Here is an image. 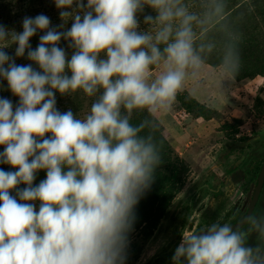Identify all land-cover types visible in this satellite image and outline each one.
<instances>
[{
	"label": "clouds",
	"instance_id": "obj_1",
	"mask_svg": "<svg viewBox=\"0 0 264 264\" xmlns=\"http://www.w3.org/2000/svg\"><path fill=\"white\" fill-rule=\"evenodd\" d=\"M52 3L56 25L44 13L23 17L20 32L0 24V92L16 98L0 96V165L12 169L0 167V264H127L137 206L162 163L155 117L203 66L206 17L185 0ZM239 63L233 52L225 71ZM57 95H82L88 111H61ZM134 113L147 115L134 123ZM171 260L264 264V213L182 232Z\"/></svg>",
	"mask_w": 264,
	"mask_h": 264
},
{
	"label": "rangeland",
	"instance_id": "obj_2",
	"mask_svg": "<svg viewBox=\"0 0 264 264\" xmlns=\"http://www.w3.org/2000/svg\"><path fill=\"white\" fill-rule=\"evenodd\" d=\"M244 2L246 9L192 10L205 14L202 29L210 26L202 37L209 34L205 45L213 50L215 58L211 61L217 66H208L219 70L230 83L247 81L252 87L245 94L239 89L234 96L240 103L234 108L239 109L238 119L197 102L185 91L178 95L173 115L169 112L155 117L168 132L166 138L162 131L164 139L189 167V173L183 189L152 234H146L144 225L134 229L127 264H172L182 232L197 231L213 222L233 223L247 211L264 159V74L254 70L264 65V0ZM233 52L240 60L234 75L225 71ZM192 100L202 110L192 108ZM60 103L65 104L64 100ZM202 113L210 119L198 118ZM185 150L189 152L183 153ZM0 166L5 171L12 170ZM45 175L39 172L36 183ZM253 212L264 213V187ZM257 242L256 235H251L249 243L254 246Z\"/></svg>",
	"mask_w": 264,
	"mask_h": 264
},
{
	"label": "trees",
	"instance_id": "obj_3",
	"mask_svg": "<svg viewBox=\"0 0 264 264\" xmlns=\"http://www.w3.org/2000/svg\"><path fill=\"white\" fill-rule=\"evenodd\" d=\"M185 3L189 6L190 11L193 9H246L244 0H185ZM238 6V7H237ZM237 7V8H236ZM44 13L51 18L52 24H58V12L52 3V0H0V24L4 25L8 29H14L17 32L22 31V19L25 16L34 17L37 14ZM145 14H153L149 9H145ZM143 17L141 16V20ZM70 23L68 26L70 27ZM210 27V26H209ZM209 27L206 29L200 28L197 31V44H205V39L209 34L202 37L204 34L210 31ZM202 33H204L202 35ZM39 36H35L31 40L32 47L35 48L38 43ZM61 46L65 45L63 42ZM10 55L13 54V49L7 50ZM204 64L210 66L215 65L216 62H212L211 58H215L214 52L210 49L209 45H206L205 52L203 53ZM17 63H27L26 60H18ZM256 74H264V65H260L259 68L254 69ZM6 89V84L4 85ZM0 96H5L9 99L16 101V98L4 90L0 92ZM65 104L61 105V101ZM193 101V100H192ZM193 107L201 109L196 102H191ZM90 106V101L84 98L82 95L79 98L72 97H60L57 95V107L61 111H65L69 108L74 113L85 114ZM205 109V107H203ZM83 111L84 113H81ZM146 113H134L133 122H138L141 119L146 118ZM198 118L210 119L207 115L198 114ZM156 120V118H155ZM157 121V120H156ZM158 122V121H157ZM159 125V123H158ZM162 128L158 126L155 137L161 145L162 151V163L155 173V181L152 184L150 190L141 199L136 209L137 220L134 229H138L140 225H144L147 235L157 228L160 221L166 216L172 202L176 196L181 192L185 183V176L189 173V167L182 161L173 151L168 142L162 135ZM2 148H0L1 151ZM264 160V159H263ZM258 168V174L261 169L262 162ZM2 167V166H0ZM234 221L233 223H235Z\"/></svg>",
	"mask_w": 264,
	"mask_h": 264
},
{
	"label": "crops",
	"instance_id": "obj_4",
	"mask_svg": "<svg viewBox=\"0 0 264 264\" xmlns=\"http://www.w3.org/2000/svg\"><path fill=\"white\" fill-rule=\"evenodd\" d=\"M230 82L231 81L228 82V79L224 77L219 70H215L210 66L203 64L197 73L188 78L183 91L187 92L197 102L205 104L207 107L217 110L225 116L231 115L230 118L236 119L237 117L238 119L240 114L239 109H234L240 104L238 103L239 101L235 100V97H237L236 92L241 89L244 92L243 94H245L250 91L252 86L251 82L247 83V81L238 83ZM239 100L243 99L241 98ZM240 110L242 109L240 108ZM170 113L173 115L172 111ZM184 119H187V117ZM186 121L187 120H185V122ZM181 127L183 128L184 126L181 124ZM162 128L163 133L167 138L168 132L163 126ZM178 152L182 155L183 153L187 154L189 150H185L183 153L180 151Z\"/></svg>",
	"mask_w": 264,
	"mask_h": 264
},
{
	"label": "water",
	"instance_id": "obj_5",
	"mask_svg": "<svg viewBox=\"0 0 264 264\" xmlns=\"http://www.w3.org/2000/svg\"><path fill=\"white\" fill-rule=\"evenodd\" d=\"M263 186H264V160L262 162L261 169H260L258 177H257L256 185L254 187L253 195H252V198L248 204L247 211H246L245 215H247L249 213L250 209L252 211H254L255 206L259 200Z\"/></svg>",
	"mask_w": 264,
	"mask_h": 264
},
{
	"label": "flooded vegetation",
	"instance_id": "obj_6",
	"mask_svg": "<svg viewBox=\"0 0 264 264\" xmlns=\"http://www.w3.org/2000/svg\"><path fill=\"white\" fill-rule=\"evenodd\" d=\"M264 187V186H263ZM263 189V188H262ZM257 205V204H256ZM256 207V206H255Z\"/></svg>",
	"mask_w": 264,
	"mask_h": 264
}]
</instances>
